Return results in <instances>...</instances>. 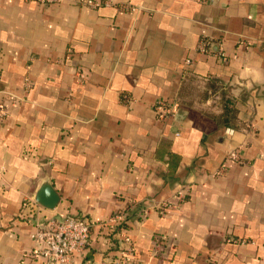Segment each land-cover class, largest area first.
<instances>
[{
	"label": "crops",
	"instance_id": "0c3cea01",
	"mask_svg": "<svg viewBox=\"0 0 264 264\" xmlns=\"http://www.w3.org/2000/svg\"><path fill=\"white\" fill-rule=\"evenodd\" d=\"M83 1L0 0V264H45L44 182L40 219L93 223L73 264H108L122 232L142 264H264V0Z\"/></svg>",
	"mask_w": 264,
	"mask_h": 264
},
{
	"label": "built area",
	"instance_id": "2783aa9c",
	"mask_svg": "<svg viewBox=\"0 0 264 264\" xmlns=\"http://www.w3.org/2000/svg\"><path fill=\"white\" fill-rule=\"evenodd\" d=\"M41 2H50L53 0H39ZM82 4L89 6H99L101 2L96 0H84ZM244 43V41H241ZM212 40L206 34L198 45V50L201 53H211ZM219 58L226 62V56L223 51L219 52ZM186 62L189 64L190 59ZM78 74L83 77L82 72ZM29 85V84H28ZM155 109L158 116L162 119L174 115L175 108L172 103L160 99L156 101ZM7 115V106L0 105V120H3ZM228 158L237 162H243L242 147L233 150L228 154ZM223 170V169H222ZM221 171V170H220ZM186 191L179 190L176 195V202L171 200L164 201L158 205L161 212L166 209L181 203L186 198ZM28 207L30 211L35 213V231L32 233V238L35 242V255L42 258L45 264H73V258L76 254H82L92 244V226L93 223L89 217L69 215L67 217L52 216L47 219H40L38 210L40 205L29 199ZM121 247L119 253L112 256L108 264H142L135 259L134 249L131 238L126 233H121Z\"/></svg>",
	"mask_w": 264,
	"mask_h": 264
},
{
	"label": "water",
	"instance_id": "95a60500",
	"mask_svg": "<svg viewBox=\"0 0 264 264\" xmlns=\"http://www.w3.org/2000/svg\"><path fill=\"white\" fill-rule=\"evenodd\" d=\"M35 201L44 208L54 209L60 201V195L51 183L44 182L36 193Z\"/></svg>",
	"mask_w": 264,
	"mask_h": 264
}]
</instances>
